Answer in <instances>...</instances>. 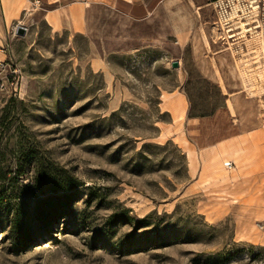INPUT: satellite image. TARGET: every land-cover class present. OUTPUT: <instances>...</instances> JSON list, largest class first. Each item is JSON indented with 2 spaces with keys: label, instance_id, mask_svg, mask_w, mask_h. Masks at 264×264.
<instances>
[{
  "label": "rangeland",
  "instance_id": "1",
  "mask_svg": "<svg viewBox=\"0 0 264 264\" xmlns=\"http://www.w3.org/2000/svg\"><path fill=\"white\" fill-rule=\"evenodd\" d=\"M0 264H264V0L0 13Z\"/></svg>",
  "mask_w": 264,
  "mask_h": 264
},
{
  "label": "crops",
  "instance_id": "2",
  "mask_svg": "<svg viewBox=\"0 0 264 264\" xmlns=\"http://www.w3.org/2000/svg\"><path fill=\"white\" fill-rule=\"evenodd\" d=\"M162 0H0L4 21L40 11L48 26L55 32L70 27L81 32L86 27L88 7L101 4L117 15L133 21L149 17ZM181 102L178 107L181 108ZM181 111V110H180ZM231 152V150L229 151ZM228 152V153H229Z\"/></svg>",
  "mask_w": 264,
  "mask_h": 264
},
{
  "label": "bare ground",
  "instance_id": "3",
  "mask_svg": "<svg viewBox=\"0 0 264 264\" xmlns=\"http://www.w3.org/2000/svg\"><path fill=\"white\" fill-rule=\"evenodd\" d=\"M255 1V0H254ZM251 2H252V0H251ZM254 6V5H253ZM244 23H242L241 24V28H242V32H245L246 31V29L244 28V25H243ZM230 37H232V36H229V38ZM232 152H236L237 153V151L236 150H232L231 152H229L228 154H232ZM234 154V153H233ZM188 157H189V159H190V165L193 167V163L195 162V156H194V153H192V152H189L188 153Z\"/></svg>",
  "mask_w": 264,
  "mask_h": 264
},
{
  "label": "water",
  "instance_id": "4",
  "mask_svg": "<svg viewBox=\"0 0 264 264\" xmlns=\"http://www.w3.org/2000/svg\"><path fill=\"white\" fill-rule=\"evenodd\" d=\"M24 32H25V29L23 27H18V34L20 35H24ZM178 66V63L175 61L172 63V67H177Z\"/></svg>",
  "mask_w": 264,
  "mask_h": 264
},
{
  "label": "built area",
  "instance_id": "5",
  "mask_svg": "<svg viewBox=\"0 0 264 264\" xmlns=\"http://www.w3.org/2000/svg\"><path fill=\"white\" fill-rule=\"evenodd\" d=\"M225 166H227V167H232V166H233V162H226V163H225Z\"/></svg>",
  "mask_w": 264,
  "mask_h": 264
}]
</instances>
